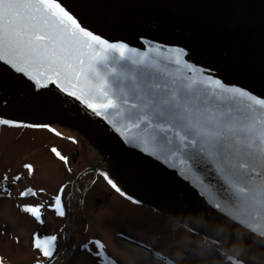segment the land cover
Here are the masks:
<instances>
[{"label": "snow or ice", "instance_id": "6c2138e0", "mask_svg": "<svg viewBox=\"0 0 264 264\" xmlns=\"http://www.w3.org/2000/svg\"><path fill=\"white\" fill-rule=\"evenodd\" d=\"M237 22L245 21L238 17ZM82 23L58 0H0V60L25 73L36 86L54 80L64 92L79 96L88 109L104 120H108L109 110H117L123 124L118 127L112 121L109 123L129 146L140 147L157 158L173 156L176 152L182 154L190 165L188 171L202 174L196 195L205 201H240L246 190L264 181V98L254 95L247 87L227 84L203 68L197 75L198 65L183 59L185 48H175L174 53L164 49L176 74L158 78L148 71L151 58L145 52L123 40L110 42ZM138 35L143 39V34ZM117 53L127 59L132 53L139 57L133 62L145 66L131 97L125 94L124 98H113L104 90L108 81L100 64L107 65L110 55ZM31 87L20 89L21 109L57 104L55 99H46L42 91L32 93ZM0 124L50 127L23 116L5 118L3 114H0ZM52 152L67 163L68 157L57 148L53 147ZM27 168L33 170L31 164ZM103 175L112 188L136 202L107 171ZM18 178L19 174L15 179ZM65 187L60 185L48 205L24 203L20 207L41 222V209L45 207L63 217L67 211ZM29 193L45 194L43 189L38 192L29 188L20 195L26 197ZM60 235L59 230L42 237L33 234V246L44 257L34 259L33 264H49V261L55 264ZM101 245L102 241L93 237L83 242L80 249L94 255L99 264ZM104 252L108 255L106 247ZM0 264H4L2 259Z\"/></svg>", "mask_w": 264, "mask_h": 264}, {"label": "rangeland", "instance_id": "374dc122", "mask_svg": "<svg viewBox=\"0 0 264 264\" xmlns=\"http://www.w3.org/2000/svg\"><path fill=\"white\" fill-rule=\"evenodd\" d=\"M96 1L121 9L116 0ZM134 9L139 17L146 13L164 15L148 5ZM49 125L0 124V259L4 264H33L34 259H44L33 246V234L42 237L58 230L61 235L55 264H96L94 255L80 249L83 242L93 237L102 241L99 264H264L248 241L216 231L212 226V232L229 242L206 240L164 212L128 200L112 188L103 175L105 171L130 194L123 182L124 163L82 117L74 115L66 124ZM80 126L85 129L80 130ZM53 147L68 157L67 163L52 152ZM28 164L33 166L32 171ZM17 174L19 178L15 179ZM62 184L66 185L65 216L45 207L41 209V222L20 207L24 203L48 205ZM29 188L38 192L43 189L45 194L20 195Z\"/></svg>", "mask_w": 264, "mask_h": 264}, {"label": "water", "instance_id": "95a60500", "mask_svg": "<svg viewBox=\"0 0 264 264\" xmlns=\"http://www.w3.org/2000/svg\"><path fill=\"white\" fill-rule=\"evenodd\" d=\"M58 2L71 10L78 21L83 22L82 26H87L96 35H101L110 42L123 40L131 47L145 52L151 58L148 71L158 78H170L176 74V68L169 62L168 52L164 49H171L174 53L175 48H185L183 59L198 65L197 75L200 68H203L206 73L215 74L227 84L247 87L254 95L264 98L263 67L241 59L240 54L220 47L208 37L189 30L172 19L164 18L165 14L158 16L146 13L136 20L120 13L108 14L106 6L96 0ZM138 34H143V39ZM128 57L127 59L117 53L110 55L107 65L100 64V70L105 73L108 81L104 90L113 98H124L125 94L131 97L134 85L140 82L145 70L143 64L133 62L139 60V57L132 53ZM109 68H115L116 71L110 72ZM29 85H32V93L42 91L46 99H55L57 104H38L21 109L20 89ZM0 97H3L0 99V114L5 118L19 115L36 124H66L70 121V114L82 117L103 136L111 148L115 146V152L124 163L123 182L127 183V191L137 200L163 210L219 242H229L212 232L215 231L212 228H215L214 225L201 221L188 211L194 208L232 232L227 235L248 241L251 249L264 258V181L257 182L250 190H246L240 201H205L196 195V189L201 186L202 174L194 170L188 171L190 165L182 154L176 152L173 156L157 158L145 153L140 147L129 146L109 123L112 121L118 127L123 124L117 110H109L108 120H104L95 115L92 109H88L79 96L73 97L71 92H64L54 80L36 86L35 81L4 60H0ZM67 108L73 113L69 114ZM75 155L76 151L73 152L74 159ZM184 176L187 178H183Z\"/></svg>", "mask_w": 264, "mask_h": 264}, {"label": "bare ground", "instance_id": "6f19581e", "mask_svg": "<svg viewBox=\"0 0 264 264\" xmlns=\"http://www.w3.org/2000/svg\"><path fill=\"white\" fill-rule=\"evenodd\" d=\"M116 1L119 2L121 9L114 6H108V8L106 2L104 3L108 14L115 15L119 11L121 13L132 12L130 17L139 20L141 18L134 14L136 12L134 8L138 5H148L161 10L166 15L164 18L172 19L179 25L208 37L220 47L240 54L241 59L264 69V0ZM124 16L128 15L124 14ZM238 17H242L245 22L238 23ZM67 111L69 114L73 113L69 108ZM79 129L84 130L85 127L80 126ZM87 134L89 133L87 132ZM112 149L115 151L114 145ZM188 211L201 221L207 222L209 225L213 224L219 231L232 234L231 231L209 219L200 211H196L194 208Z\"/></svg>", "mask_w": 264, "mask_h": 264}]
</instances>
